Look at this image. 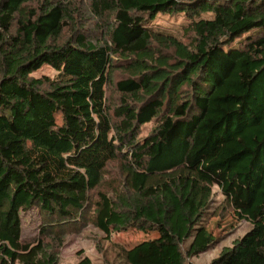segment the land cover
<instances>
[{
  "label": "trees",
  "instance_id": "obj_1",
  "mask_svg": "<svg viewBox=\"0 0 264 264\" xmlns=\"http://www.w3.org/2000/svg\"><path fill=\"white\" fill-rule=\"evenodd\" d=\"M214 187L252 227L210 264H264V0H0V264H58L89 226L158 233L118 264H186Z\"/></svg>",
  "mask_w": 264,
  "mask_h": 264
},
{
  "label": "rangeland",
  "instance_id": "obj_2",
  "mask_svg": "<svg viewBox=\"0 0 264 264\" xmlns=\"http://www.w3.org/2000/svg\"><path fill=\"white\" fill-rule=\"evenodd\" d=\"M37 1V0H36ZM188 25L185 17L159 16L151 27L162 33L170 34L183 42L187 41L184 30ZM43 75L54 77L56 72L50 68H43L32 76L40 78ZM110 102L119 100L114 91L107 94ZM155 123H149L141 128L139 138H145L151 133ZM107 177L112 181L115 177L113 167L110 168ZM109 181V182H110ZM110 186L104 187L109 190ZM209 213H217L218 217L207 219V230L215 238L213 246L196 257L188 258L186 264H210L217 259L225 248L233 247L234 243L242 238L251 229V224L239 218L229 207L225 205V199L218 187L213 189L212 204ZM222 215V216H221ZM22 237L27 242H35L39 236L41 219L38 210L21 213ZM158 237L157 232L143 233L135 228H128L121 232H113L109 237L92 226L87 227L81 234L72 235L60 250L58 264H118L117 247L131 249L143 241L153 240ZM191 240L187 241L183 250L189 247ZM18 264V263H17Z\"/></svg>",
  "mask_w": 264,
  "mask_h": 264
}]
</instances>
